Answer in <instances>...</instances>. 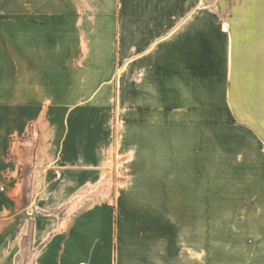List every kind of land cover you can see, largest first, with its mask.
Instances as JSON below:
<instances>
[{"label": "crops", "instance_id": "0c3cea01", "mask_svg": "<svg viewBox=\"0 0 264 264\" xmlns=\"http://www.w3.org/2000/svg\"><path fill=\"white\" fill-rule=\"evenodd\" d=\"M0 181V264H264V0H0Z\"/></svg>", "mask_w": 264, "mask_h": 264}, {"label": "rangeland", "instance_id": "374dc122", "mask_svg": "<svg viewBox=\"0 0 264 264\" xmlns=\"http://www.w3.org/2000/svg\"><path fill=\"white\" fill-rule=\"evenodd\" d=\"M217 15L220 17L218 19L221 22L222 14ZM214 114L216 117L215 120L218 121L222 116L221 107L215 108ZM198 130V196L200 198L209 197L221 200L224 196L222 125L221 123L199 125ZM34 131L35 127L30 126L28 134ZM227 175L229 178V174ZM201 213L208 215L206 218L209 219L210 224H214V238H219L221 236L222 204L200 205ZM29 242L28 236L23 238L22 250L17 254L16 264H31L34 249ZM215 248L218 249L217 247ZM199 264H222V252H200Z\"/></svg>", "mask_w": 264, "mask_h": 264}, {"label": "built area", "instance_id": "2783aa9c", "mask_svg": "<svg viewBox=\"0 0 264 264\" xmlns=\"http://www.w3.org/2000/svg\"><path fill=\"white\" fill-rule=\"evenodd\" d=\"M6 189V186L1 183L0 181V192L4 191Z\"/></svg>", "mask_w": 264, "mask_h": 264}]
</instances>
